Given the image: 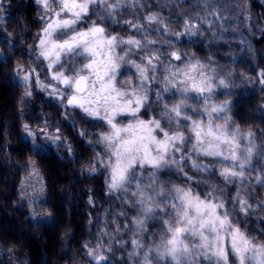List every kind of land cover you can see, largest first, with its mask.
<instances>
[{"label": "snow or ice", "instance_id": "snow-or-ice-1", "mask_svg": "<svg viewBox=\"0 0 264 264\" xmlns=\"http://www.w3.org/2000/svg\"><path fill=\"white\" fill-rule=\"evenodd\" d=\"M34 2L40 15L28 53L32 60L14 66V79L24 92L21 102L35 88L60 102L65 122L75 121L73 113L80 115L79 124L86 126L71 127L93 151L81 174L105 177L108 195L125 206L113 215L132 213L113 229L116 234L127 229L131 236L120 241L131 248L128 259L135 258V264H264V227L250 231L240 219L243 214L264 220V201L250 202L238 187L225 198L228 185L248 182L255 132L242 133L232 123L230 100L217 102V93L230 96L222 90L233 85L216 74L211 54L201 60L170 40L152 39L160 35V27L152 25H163L165 32L167 25L156 12L137 15L145 7L141 0ZM7 7L8 0H0V13ZM126 11L132 19L124 17ZM198 30L184 21V32L169 34L193 37ZM165 43L161 52L158 45ZM124 65L135 69L134 82L118 81ZM259 78L264 84V72ZM23 131L37 154L44 150L38 140L72 152L58 125L33 129L24 124ZM242 141L247 143L242 146ZM28 171L27 184L35 192L27 193L22 184L21 199H27L32 218L43 220L45 213L51 216L43 203V176L34 161ZM171 175L184 180L177 184ZM213 176L223 183H210L203 193L192 186ZM256 181L264 187V176ZM88 203L94 206L91 199ZM107 235L103 232L95 246L83 245L90 264H109Z\"/></svg>", "mask_w": 264, "mask_h": 264}, {"label": "trees", "instance_id": "trees-1", "mask_svg": "<svg viewBox=\"0 0 264 264\" xmlns=\"http://www.w3.org/2000/svg\"><path fill=\"white\" fill-rule=\"evenodd\" d=\"M210 1L212 4L221 2L224 5L229 15L225 21L236 24L239 20H246L249 33V39L246 40L249 42L241 43L237 38L216 35L205 29L201 41H190L186 33L175 36L177 49L201 59H208L210 53L219 68L225 71L228 67L234 68V76L238 81L256 79L257 75L264 72V2ZM193 3L194 0H179L172 14L164 11L160 15L166 19L164 22L168 30L182 33L184 21L194 23L192 17L197 8ZM39 15L40 9L34 0H8L7 9L0 13L3 17L0 29H5L0 31V51L4 55L0 59V264H90L83 245L97 242L100 227L95 217L107 209L109 202L105 177L99 173L88 177L81 175L93 151L77 135L72 124L65 122L61 105L37 90L33 91V96L26 103H22L24 92L14 80V66L21 62L27 64L31 60L28 53L33 44L32 38L39 30ZM232 93V123L239 126L242 133L249 130L255 132L254 142L259 150L252 157V168L245 173L248 182L228 185L225 198L234 195V188L238 187L250 202H261L264 201V187L257 183L256 178L264 176L261 171L264 168V112L261 111L264 109V87L252 89L245 85L240 90L232 89ZM24 124L33 129L58 125L72 147L71 154L66 148L57 145L37 154L30 141L24 139ZM32 161L37 163L44 177L48 195L46 206L53 217L51 223L35 224L21 205L20 186ZM189 174L199 177L195 172ZM169 178L177 184L184 180L180 175H171ZM191 183L203 193L208 184L219 185L223 181L213 176L207 182ZM89 199L98 207L93 208L88 203ZM109 208L111 219L115 220L112 224L115 229L123 224L124 216L113 215L119 212L118 202L109 203ZM130 214L126 218L131 219ZM240 219L247 221L250 231L258 232L264 227V220L255 215L241 214ZM123 231L126 241L130 240L127 229Z\"/></svg>", "mask_w": 264, "mask_h": 264}, {"label": "rangeland", "instance_id": "rangeland-1", "mask_svg": "<svg viewBox=\"0 0 264 264\" xmlns=\"http://www.w3.org/2000/svg\"><path fill=\"white\" fill-rule=\"evenodd\" d=\"M178 1L179 0H141V3H143L145 5V7L140 8L138 11H136V14L139 16H144L146 14H149L150 12H155L154 10H156V13H158L159 16L164 11L170 12V14H172L173 8L176 4H178ZM260 1L264 2V0H260ZM193 4H194L195 9L196 8L197 9H196V13L192 17V20L195 24L198 25L199 30H198V33L196 36H193V37L187 36V38L190 41H201V40H203L204 39L203 34L205 32V29H207V30H211L212 33H215L216 35H221L224 37H230V38H234V39L237 38L238 40H240L241 43L249 42L248 40H246V38L249 39L248 25H247L246 20L245 19L239 20L236 24H232L229 21H225L226 20L225 18H229V15L225 11L224 5L221 2H219V3L214 2V4H212V1H210V0H194ZM213 13H215V14H213ZM219 13L222 14V16L221 15L218 16ZM124 17L126 19H132L133 18L132 14L127 12V11L124 13ZM200 17H204L208 23H203L200 20ZM160 18L163 21L166 20L165 18L163 19L161 16H160ZM209 24H210V27H209ZM113 27H116V26L113 25ZM152 27H160V35L158 36L156 34H153L151 36L152 39H156L158 41L159 40H164V41L170 40L174 43L175 48L177 49V47H178L177 37L169 34L172 32V30L171 29L168 30V25H167V32H165L163 25H160V26L152 25ZM201 32H202V35H201ZM121 34H127V33L122 32ZM249 45L250 44L248 43L247 46H249ZM158 46L161 47V52H163V50L168 47V45L166 43L163 45H158ZM2 58H4V55L0 51V59H2ZM197 58H199V57H197ZM199 59H201V58H199ZM31 60H32V57H31ZM201 60H207V59H201ZM211 62L213 64V66L215 67L216 74L227 79V80H229L233 85L229 89L222 90V91H227V92L232 93V89L240 90L245 85H247L248 87H250L252 89H254L256 86L264 87V84L260 83L259 75H257L256 79L246 78V79H243L242 81H238L236 79V77L234 76L236 73L234 68L228 67V68H226V71H225L216 65L215 59L212 58ZM173 63H179V62L173 61ZM120 72L122 74L117 77L118 81H120V80L126 81L128 79H131L133 82L135 81L136 77L133 75V73H135L134 68H130L129 66L124 65L121 67ZM158 76H159V73H158ZM41 78L43 79V72H41ZM34 90H37V89L34 88L33 91ZM37 91H39V90H37ZM50 98H52V97H50ZM52 99L55 100L54 98H52ZM225 99L233 102V100H234L233 93H232V95L226 97V96H224L218 92L217 102H223ZM58 103L60 104V102H58ZM77 112H78V110H77ZM73 114L75 115V121H73V120H68V121L71 124L77 123L79 127H85L86 126L85 124H79L80 115L77 113H73ZM141 114H142V112H141ZM228 114L231 116L230 112ZM121 119H125V118L121 117ZM25 136H26V134H25ZM91 138L95 139V136L93 135ZM27 140L31 141V138L29 137V138H27ZM37 143L41 144L42 148L44 149L41 152H46L49 147H55L56 146V145H50V144L46 145L42 141H39V140L37 141ZM246 143H247V141H242V146ZM85 144L87 147H89L91 149V146L89 144H87L86 142H85ZM255 144H257V143H255ZM258 150L259 149L256 146L253 150V156L255 155V153ZM96 151H99V146H97ZM0 158H1V154H0ZM41 174H42V172H41ZM81 175L84 177L89 176L87 173H84ZM42 176H43V174H42ZM28 178H29V171L23 177V180H22L21 186H20L21 205L28 211L29 218L35 224L51 223L53 221V219H52L53 217L48 216L47 213L44 214L45 218L43 220H41L40 217L32 218V216L30 215V209L27 206V199H25V200L21 199L22 184L25 186L23 190L26 191L27 193H34L35 192V189L32 186H28V184H27ZM43 181H44V177H43ZM47 201H48V195H47V189H46L45 182H44L43 203L47 204ZM111 202L117 203L118 201H114V198L109 196V202L107 203V209L104 210L103 212L97 214L95 217V220H97L98 224H99L98 227H100L99 231L97 233V239H98V237H100L102 235L103 232H105V231L108 232V235L103 237V244H104L105 249H107L109 246L111 247V251L106 252V255H108L110 257L109 264H124V263L135 264V258L128 259V253L131 251V248L127 247V246H122L120 243L121 240L126 241V239H125L126 235L124 234V231L122 230L121 234H118V236H116L115 232L113 231V227H112V224H113L112 221L113 220L111 219L112 213H111L110 208H109V203H111ZM93 204H94L93 208L98 207V205H96L95 203H93ZM124 207H125L124 205H121L118 202L119 212H120L121 208H124ZM130 215H132V213ZM121 218L123 219V217H121ZM124 220H123V223H126L127 220H129V219L124 217ZM109 242H110V244H109ZM89 244H90V246L96 245V243H93V241H91ZM88 258L91 261V257L88 256ZM102 264H103V262H102Z\"/></svg>", "mask_w": 264, "mask_h": 264}, {"label": "flooded vegetation", "instance_id": "flooded-vegetation-1", "mask_svg": "<svg viewBox=\"0 0 264 264\" xmlns=\"http://www.w3.org/2000/svg\"><path fill=\"white\" fill-rule=\"evenodd\" d=\"M22 2L25 1V0H21Z\"/></svg>", "mask_w": 264, "mask_h": 264}]
</instances>
